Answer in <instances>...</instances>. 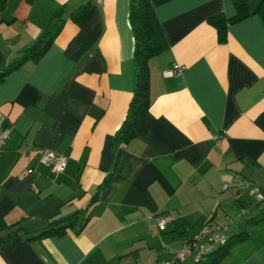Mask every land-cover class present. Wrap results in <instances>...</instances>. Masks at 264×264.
<instances>
[{
	"label": "crops",
	"instance_id": "1",
	"mask_svg": "<svg viewBox=\"0 0 264 264\" xmlns=\"http://www.w3.org/2000/svg\"><path fill=\"white\" fill-rule=\"evenodd\" d=\"M57 8L41 52L0 79V235L11 231L0 264H149L208 216L231 217L227 236L243 231L219 264H264V217L247 219L264 210L252 190H264V0H245L223 41L208 17L231 15V0H150L158 51L148 59L145 130L120 143L113 166L112 134L133 87L128 0L6 5L0 68ZM41 147L66 155L62 170L38 161ZM72 210L63 231L33 236ZM156 213L169 216L162 228Z\"/></svg>",
	"mask_w": 264,
	"mask_h": 264
},
{
	"label": "trees",
	"instance_id": "2",
	"mask_svg": "<svg viewBox=\"0 0 264 264\" xmlns=\"http://www.w3.org/2000/svg\"><path fill=\"white\" fill-rule=\"evenodd\" d=\"M8 1L9 0H0V12L5 8ZM16 1L17 0H13V3ZM231 1L234 7V12L231 15L226 16L222 12H218L208 17V22L214 26L217 39L219 41H223L225 39L227 23L245 15L246 13L245 0ZM149 7L150 0H128L127 16L133 36V87L124 116L112 134V166L117 160L120 143L125 142L131 137L142 134L145 130V116L150 103L148 59L158 51V46L150 26ZM85 8L86 4H82L77 7V9H74L72 11L75 14L74 17L80 15ZM60 9L61 8H57L52 12L44 28L40 30L31 43L26 45L18 54L12 57L4 66L0 68V79L4 76V74L19 65L25 59L35 57L41 52L42 42L47 34L53 32L55 18L60 14ZM12 18H14V15L9 16V19ZM1 20H3V18L0 16V21ZM105 177L99 183L100 186L105 183L107 179V177ZM76 212L77 210H72L66 214L50 215L46 225H44L36 234H33V236L59 233L63 231L67 226L71 225L74 217L76 216ZM243 212H245V210H242V213ZM261 217H264V210L253 216L247 217V219L258 220ZM87 218L88 216L84 217L81 223H83ZM208 218L211 217H206V219ZM227 226L228 223L226 225V229ZM242 233L243 231H240L236 234H230L229 236L224 234L223 241L212 244L207 250L203 251L201 255L195 257L193 259V264H219V260L226 252L229 242L240 237ZM10 234L11 231H8L5 234L0 235V242L5 240ZM191 253L193 254V252Z\"/></svg>",
	"mask_w": 264,
	"mask_h": 264
},
{
	"label": "built area",
	"instance_id": "3",
	"mask_svg": "<svg viewBox=\"0 0 264 264\" xmlns=\"http://www.w3.org/2000/svg\"><path fill=\"white\" fill-rule=\"evenodd\" d=\"M101 1V0H96ZM180 66L174 63L170 68L166 69L168 74H177ZM5 130L0 131V144L5 136ZM66 160V155L61 152L54 151L48 147H41L39 149L38 161L42 164L48 165L53 171H60L63 169ZM223 186H225L223 184ZM252 190L256 199L264 198V190L261 191L257 186H253ZM239 195L237 192L236 196ZM169 216L165 213H156L154 215V221L158 228H162L168 221ZM228 222L230 219H227ZM226 223H217L215 220L208 218L203 220L195 232L186 236L181 244L176 248L170 257L162 259H154L149 264H168L174 260H181L189 253L193 252V257L201 255V253L207 250L212 244L221 242L224 239V231L226 229Z\"/></svg>",
	"mask_w": 264,
	"mask_h": 264
},
{
	"label": "rangeland",
	"instance_id": "4",
	"mask_svg": "<svg viewBox=\"0 0 264 264\" xmlns=\"http://www.w3.org/2000/svg\"><path fill=\"white\" fill-rule=\"evenodd\" d=\"M13 3V0H9L8 2H7V6L9 5V7L11 6V4ZM5 14L6 13H8V10H6L5 12H4ZM230 220H231V217L229 218ZM228 223V222H227ZM226 232V231H225ZM225 232H224V234H225ZM189 257H191L190 255H189Z\"/></svg>",
	"mask_w": 264,
	"mask_h": 264
}]
</instances>
